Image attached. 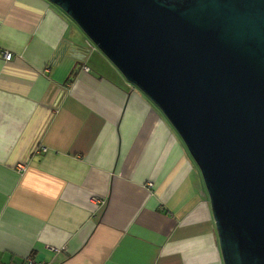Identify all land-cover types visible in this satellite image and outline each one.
Returning a JSON list of instances; mask_svg holds the SVG:
<instances>
[{
    "label": "crops",
    "instance_id": "1",
    "mask_svg": "<svg viewBox=\"0 0 264 264\" xmlns=\"http://www.w3.org/2000/svg\"><path fill=\"white\" fill-rule=\"evenodd\" d=\"M31 255L224 264L201 172L160 109L55 3L0 0V262Z\"/></svg>",
    "mask_w": 264,
    "mask_h": 264
},
{
    "label": "water",
    "instance_id": "2",
    "mask_svg": "<svg viewBox=\"0 0 264 264\" xmlns=\"http://www.w3.org/2000/svg\"><path fill=\"white\" fill-rule=\"evenodd\" d=\"M178 132L224 264H264V0H50Z\"/></svg>",
    "mask_w": 264,
    "mask_h": 264
},
{
    "label": "built area",
    "instance_id": "3",
    "mask_svg": "<svg viewBox=\"0 0 264 264\" xmlns=\"http://www.w3.org/2000/svg\"><path fill=\"white\" fill-rule=\"evenodd\" d=\"M3 55L5 58H10L12 56V51L5 49L3 51ZM83 68L88 69L89 65L83 64ZM17 166L23 167L24 165L21 163H18ZM52 248H55L54 245H51ZM0 264H46V261L40 258H36L35 256H27L26 258L22 260L17 261H10V262H0Z\"/></svg>",
    "mask_w": 264,
    "mask_h": 264
},
{
    "label": "rangeland",
    "instance_id": "4",
    "mask_svg": "<svg viewBox=\"0 0 264 264\" xmlns=\"http://www.w3.org/2000/svg\"><path fill=\"white\" fill-rule=\"evenodd\" d=\"M71 17V16H70ZM71 19L77 24V22L71 17ZM81 28V27H80ZM82 29V28H81ZM96 45V44H95ZM97 46V45H96ZM98 47V46H97ZM198 167V166H197ZM199 168V167H198Z\"/></svg>",
    "mask_w": 264,
    "mask_h": 264
},
{
    "label": "trees",
    "instance_id": "5",
    "mask_svg": "<svg viewBox=\"0 0 264 264\" xmlns=\"http://www.w3.org/2000/svg\"><path fill=\"white\" fill-rule=\"evenodd\" d=\"M56 6L59 7L57 4H56ZM59 8H61V7H59ZM61 9H62V8H61ZM62 10H63V9H62ZM6 59H10V58H6Z\"/></svg>",
    "mask_w": 264,
    "mask_h": 264
}]
</instances>
